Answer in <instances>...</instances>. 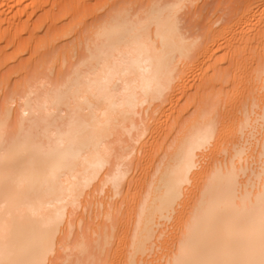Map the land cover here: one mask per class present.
<instances>
[{"label": "bare ground", "instance_id": "obj_1", "mask_svg": "<svg viewBox=\"0 0 264 264\" xmlns=\"http://www.w3.org/2000/svg\"><path fill=\"white\" fill-rule=\"evenodd\" d=\"M198 2L0 0V264H264V0Z\"/></svg>", "mask_w": 264, "mask_h": 264}, {"label": "rangeland", "instance_id": "obj_2", "mask_svg": "<svg viewBox=\"0 0 264 264\" xmlns=\"http://www.w3.org/2000/svg\"><path fill=\"white\" fill-rule=\"evenodd\" d=\"M202 1H205V0H199L200 3L198 2V4H199V5L201 4V5H200L201 8H203V7L205 6V5H204L205 3H207L206 5L209 4L208 6H206V7L203 8V9L208 8L207 11L210 10V9H212V10H213V9H217V8H216L217 6H220V7L223 6L222 9H224V6H225V7L228 6V0H225V1H224V0H220V2H219V0H217V1H216V0H207V2H205V3L202 2ZM208 1H209V3H208ZM222 1H224V2H222ZM226 2H227V3H226ZM222 4H223V5H222ZM226 4H227V5H226ZM212 5H214V6H212ZM221 5H222V6H221ZM209 6H211V7H209ZM215 6H216V7H215ZM209 8H210V9H209ZM203 9H202V10H203ZM227 9H228V7H226V10H227ZM231 9H232V8L229 9V13H230V10H231ZM226 10L224 9V11L228 13V11H226ZM207 11H205V12L207 13ZM218 11L221 12V10L219 9V7H218ZM231 11H232V10H231ZM225 12H223V10H222V14L225 13ZM203 13H204V12H203ZM206 13H205V14H206ZM231 13H232V12H231ZM205 14H204V15H205ZM187 18H188V19H186V18H185V19L188 21V20H189V16H188ZM192 18H193V17H192ZM198 18H199L198 16H194V18H193L194 20L190 18L191 20L188 21V25H189V26L191 25V27H193V28H192V31H199L198 25H196V24L193 25V23H195V21L199 23L200 20H198ZM187 21H184V23H186ZM192 21H193V23H192ZM185 25H187V24H185ZM192 25H193V26H192ZM189 26H188V27H189ZM193 29H194V30H193ZM12 66H14V63H13V62H10L9 65H3V67H2V72L4 73V72L7 71V74H8L9 70H10V71L13 70V67H12ZM14 68H15V67H14ZM8 69H9V70H8ZM9 73H10V72H9ZM13 75H15V74H13V73L11 74V77H12V78H13ZM14 78H15V77H14Z\"/></svg>", "mask_w": 264, "mask_h": 264}]
</instances>
